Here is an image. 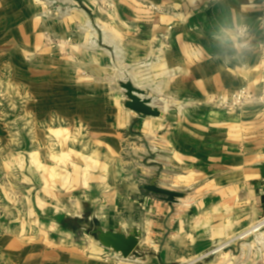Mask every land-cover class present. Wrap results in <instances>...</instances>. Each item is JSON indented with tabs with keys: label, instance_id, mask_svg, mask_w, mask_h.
Listing matches in <instances>:
<instances>
[{
	"label": "crops",
	"instance_id": "crops-1",
	"mask_svg": "<svg viewBox=\"0 0 264 264\" xmlns=\"http://www.w3.org/2000/svg\"><path fill=\"white\" fill-rule=\"evenodd\" d=\"M56 3L0 0V264H261L264 0ZM222 14L254 24L243 60L210 43ZM126 81L163 114L127 108ZM97 226L139 246L106 260Z\"/></svg>",
	"mask_w": 264,
	"mask_h": 264
},
{
	"label": "water",
	"instance_id": "water-1",
	"mask_svg": "<svg viewBox=\"0 0 264 264\" xmlns=\"http://www.w3.org/2000/svg\"><path fill=\"white\" fill-rule=\"evenodd\" d=\"M122 88L126 91L127 101L125 106L130 110L152 117H159L163 114L158 108L152 107L149 99L142 97L144 96V91L135 87L131 81L123 82ZM257 168L260 169L261 177L264 178V162L258 165ZM146 189L162 195L166 201L171 203L177 202L179 198L184 197V193L159 187L156 181L146 185ZM95 234L102 247L121 254L125 259L129 258L137 249L141 237V231L137 227L131 228L128 233H121L97 226Z\"/></svg>",
	"mask_w": 264,
	"mask_h": 264
},
{
	"label": "clouds",
	"instance_id": "clouds-1",
	"mask_svg": "<svg viewBox=\"0 0 264 264\" xmlns=\"http://www.w3.org/2000/svg\"><path fill=\"white\" fill-rule=\"evenodd\" d=\"M254 24L242 18L233 20L230 15L222 14L214 20L209 38L220 58L243 60L254 48Z\"/></svg>",
	"mask_w": 264,
	"mask_h": 264
},
{
	"label": "built area",
	"instance_id": "built-area-1",
	"mask_svg": "<svg viewBox=\"0 0 264 264\" xmlns=\"http://www.w3.org/2000/svg\"><path fill=\"white\" fill-rule=\"evenodd\" d=\"M49 3L51 9L48 10V14H56L60 12V7H55L57 5L56 0H45ZM154 10H157L154 6H151ZM253 98V93L247 87H241L236 92L232 94L230 98H225L223 96H219L215 100V105L218 108L225 109L228 111H238L246 101H249ZM255 232L258 233L255 238V242L258 246V250L263 253L264 252V220L258 224V226L254 229ZM106 260L113 259L117 263L123 260L124 258L119 253L113 252L111 255H105ZM264 264V261L261 263Z\"/></svg>",
	"mask_w": 264,
	"mask_h": 264
}]
</instances>
